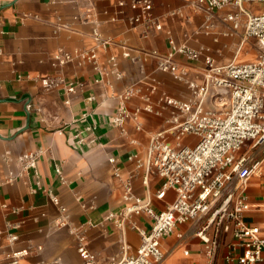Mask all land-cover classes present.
Wrapping results in <instances>:
<instances>
[{
	"label": "crops",
	"instance_id": "obj_1",
	"mask_svg": "<svg viewBox=\"0 0 264 264\" xmlns=\"http://www.w3.org/2000/svg\"><path fill=\"white\" fill-rule=\"evenodd\" d=\"M141 1L0 0V264L19 251L27 254L18 264H82L80 243L100 264L134 255L138 229H149L151 219L132 215L119 226L116 214L133 204L124 197L125 182L156 212L175 199L171 189L157 197L162 180L147 168L151 137L160 133L176 146L173 120L186 118L167 100H196L189 84L202 86L206 56L217 65L258 60L256 40L243 39L245 18L236 30L225 20L235 8L208 14L197 0H148L151 9L142 15L132 8ZM242 4L252 15L264 12L263 2ZM172 45L200 51L196 61L175 56L187 69L183 81L159 71L152 55H166ZM83 52L94 53L95 61L76 55ZM62 54L72 60L58 64ZM47 79L63 81L48 90L42 83ZM70 83L73 93L67 91ZM128 89L133 95L123 103L130 113L138 110L137 118L120 128L112 119ZM229 101L228 90L210 88L202 107L219 113ZM197 142L186 135L181 145ZM36 150L42 154L35 170L18 177V159ZM236 156L256 164L241 189L249 205L244 222L264 238V147L248 141ZM11 174L16 180L2 183ZM111 213L116 217L108 219ZM213 222L207 214L178 224L160 241L162 264H237L241 249L232 247L231 231ZM7 231L17 234L15 243L7 241Z\"/></svg>",
	"mask_w": 264,
	"mask_h": 264
},
{
	"label": "built area",
	"instance_id": "obj_2",
	"mask_svg": "<svg viewBox=\"0 0 264 264\" xmlns=\"http://www.w3.org/2000/svg\"><path fill=\"white\" fill-rule=\"evenodd\" d=\"M197 1L208 14L225 7L235 8L237 11L228 14L225 20L231 22L233 29L236 30L241 17L245 18L243 39L256 40L260 48L258 60L254 63L233 62L217 65L206 56L202 86L189 84L196 100L193 103L167 100L177 110L186 114V118L182 121L173 120L172 135L176 146L165 142L160 133L151 137L147 168L152 167L162 180L157 197L162 198L166 190L171 189L175 192V199L164 210L156 212L148 202L135 198L131 194L130 182H125L124 197L126 200H132L133 204L116 214L119 226H122L130 216L140 214H145L151 219V226L147 230L138 229L140 245L134 255L125 256L108 264H162L164 254L160 248L161 239L171 234L178 224L192 222L207 214L213 219L218 216L217 226L226 232L231 231L234 239L232 247L241 249V255L236 258L237 264H264V238L259 236L258 228L248 226L244 222V214L249 205L241 191L256 169V164L249 166L246 157L236 156L248 141L253 142V147H264V12L257 15L248 13L243 8V0ZM256 1L264 3V0ZM132 8H140L142 15H145L150 11L151 4L148 0H142L134 3ZM156 28L160 29V26ZM95 36L100 37L96 31ZM108 43L103 41L101 44L105 46ZM76 55L92 61L96 58L92 52ZM152 55L157 58L159 71L167 72L176 80L183 81L187 69L174 61L175 56L181 55L187 60L196 61L200 57V51L187 46L172 45L168 54L160 56L154 52ZM124 56L129 57V52L126 51ZM56 60L58 64L63 65L71 61L72 56L62 54ZM62 81L47 79L42 80V83L49 90ZM210 88L230 92L227 110L217 113L203 109L202 102ZM74 90V84L67 85L69 93H73ZM132 95L133 91L130 89L119 95L121 105L112 119L114 126L121 128L127 119L137 118L138 110L130 113L123 103ZM146 110L150 111V108ZM186 135L196 136L198 142L194 146H182L181 140ZM41 154V150H36L20 156L17 176L34 171ZM140 163L138 161V165ZM17 176L11 174L2 183H12ZM48 196L53 204L59 206L58 198L54 194L48 192ZM60 210L62 213L65 211L62 207ZM107 217L113 219L116 216L111 213ZM6 239L13 244L18 240V236L7 231ZM201 239L205 243L209 242L204 237ZM26 254L25 251L12 253L8 264H18L19 259ZM78 254L82 264H100L96 255L82 243L78 245ZM228 258L232 257L228 255Z\"/></svg>",
	"mask_w": 264,
	"mask_h": 264
},
{
	"label": "rangeland",
	"instance_id": "obj_3",
	"mask_svg": "<svg viewBox=\"0 0 264 264\" xmlns=\"http://www.w3.org/2000/svg\"><path fill=\"white\" fill-rule=\"evenodd\" d=\"M217 221H218V216H216L215 218H214V224H217Z\"/></svg>",
	"mask_w": 264,
	"mask_h": 264
}]
</instances>
